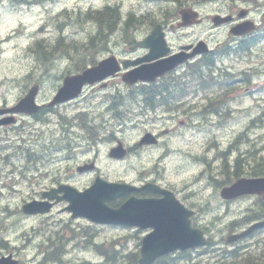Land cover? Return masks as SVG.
Instances as JSON below:
<instances>
[{"label":"rangeland","instance_id":"obj_1","mask_svg":"<svg viewBox=\"0 0 264 264\" xmlns=\"http://www.w3.org/2000/svg\"><path fill=\"white\" fill-rule=\"evenodd\" d=\"M236 1L239 6L252 8L255 19L264 22V0L202 3L188 0V4L207 16L225 13ZM106 5H118L120 15L115 16L116 25L110 33L104 28L100 36L91 38L97 23L85 20L84 12ZM177 10L178 6L172 2L149 0H0V105L14 104L36 81L41 85L37 101L49 98L60 85L62 74L79 65L68 56L76 59L85 51L95 56L100 48L95 43L100 38L107 39V48L123 53L124 38L145 35L153 20L168 25L175 23ZM130 12L135 16L126 23ZM141 15L144 16L141 18ZM104 24L110 25L109 22ZM42 25L44 30L39 31ZM194 39H203L214 49L225 44L236 47L240 43L226 27L213 28L210 21L167 34L172 48ZM142 52L138 50L136 54ZM215 62L231 68L234 76L241 70L250 75L249 82L237 84V88L225 96V116L207 114L203 117L200 109H197L200 116L192 115V111L180 115L179 111L176 119L164 109H158L155 114L148 111L147 115L137 114L140 110L137 104L126 97L118 109L124 113V120H112L105 105L80 104L78 108L64 105L57 109L58 115H41L39 119L16 115L15 125L0 128V181L9 184L3 189L7 197L0 201V217L11 218L5 235L10 245L23 246L25 255L33 257L39 245L46 244L49 238L57 241L60 237L65 251L62 249L63 253L57 255L67 264H102L114 260L121 264L125 256L130 258L137 253L135 230L93 225L84 218H71L63 210V203H58L47 217H29L20 211L23 200L49 187L51 176L56 172L61 182L78 188L87 186L91 176L72 180L69 171L78 163L96 158L98 171L107 180L133 181L140 175L156 177L175 191L179 190L180 195L185 194V200L181 201L199 211L194 222L207 226V234L213 240L207 249L191 253L188 263H212L221 257L225 247L221 237L224 238L230 222L244 217L257 205L255 197L251 196L223 203L209 175L218 180H222L223 175L230 178L233 175L222 172L223 163L226 162L227 170L231 171L235 158L248 157V160L238 161L239 172L243 162L253 161V157L257 162L264 155V38H258L248 52L219 55ZM119 89L122 95L129 93L122 84ZM79 109L87 111V123L105 136L103 143L92 146L85 131L76 125L72 116ZM183 118L187 125L177 127L176 120ZM165 126L174 127L179 134L163 135L158 147L131 152L121 160L109 158L108 149L114 136L125 146H133L142 131L162 130ZM71 141L76 145L69 150ZM219 152L225 153L226 161L218 156ZM42 172L46 174L42 176ZM240 226L243 224L237 228ZM97 243H102L101 247L109 252L112 249L117 252L108 253L106 258L98 253ZM236 246L257 254L264 248V230L227 248ZM186 262L179 260L173 264Z\"/></svg>","mask_w":264,"mask_h":264},{"label":"water","instance_id":"obj_2","mask_svg":"<svg viewBox=\"0 0 264 264\" xmlns=\"http://www.w3.org/2000/svg\"><path fill=\"white\" fill-rule=\"evenodd\" d=\"M181 21L177 24L183 26L194 22L197 12L191 8H184L179 11ZM229 20V16L222 17L215 15L212 18L214 24H219ZM199 21V20H198ZM160 25H156L151 34L148 35L140 44L150 48L148 54L137 59L133 63L139 61H150L166 54L169 48L163 38ZM254 26L250 22L237 24L231 29L233 34H242L252 30ZM42 30V27L40 28ZM205 42L199 41L190 54L184 52L176 53L167 58L157 60L155 62L141 65L123 75V80L132 84L138 80H153L157 76L162 75L165 71L172 69L178 63L187 59L196 53L207 52ZM127 65V63H124ZM119 67L115 57H109L98 63L97 66L85 70L82 74L68 76L64 79V85L58 91L56 97L51 102H60L68 99L75 94L79 87L86 81L103 78L105 75L114 73ZM36 88L32 87L25 97H23L14 107L8 109H0V113L7 111H25L33 112L38 106L34 103V95ZM8 118L1 122H9ZM154 138L147 133L140 141L153 142ZM110 156L120 158L125 154V148L119 142L118 146L112 148L109 152ZM132 186L124 183L107 182L97 177L94 183L79 192L75 188L68 185H59L57 189L43 193L44 197L55 198L56 201L65 199L69 202L66 210L71 213L72 217L83 216L97 222L139 225L141 227H153L148 235L143 239L141 246L140 264H149L157 256L166 253L175 248H187L189 246L205 243L202 232L199 229L190 226L189 216L192 211L185 208L178 200L174 198L171 192H166V196L160 200L148 199H128L119 208H111L107 206L106 201L117 197L120 194L131 191ZM55 192H63L62 196H55ZM251 192H264V178L261 179H243L238 180L231 186L225 187L221 191L224 198H232L239 194ZM50 207L47 202L31 201L23 206L25 213L46 212ZM264 225V222L253 225L246 231L229 235L228 241H233L246 233H249L255 227Z\"/></svg>","mask_w":264,"mask_h":264},{"label":"flooded vegetation","instance_id":"obj_3","mask_svg":"<svg viewBox=\"0 0 264 264\" xmlns=\"http://www.w3.org/2000/svg\"><path fill=\"white\" fill-rule=\"evenodd\" d=\"M235 9H231V13L233 15L232 23H236L238 20L236 16L234 15ZM134 44V43H133ZM131 44H126L128 48ZM83 56V55H82ZM138 55L131 53L127 57H137ZM126 57V56H125ZM88 59L87 57L83 56V62L84 63ZM198 58H194L193 60L186 62L180 66H178L175 70L172 72H169L162 76L160 79H157V81L154 84H160L163 83H169L170 85H164V86H156L155 88H151L149 90L148 97L151 99L150 102L154 103V106L151 107L152 109H170V110H185V109H197L200 108V102H185V93L184 92H178V86L174 85L175 79L171 80L172 78L170 76H174L176 78H182L184 79V69L193 62H197ZM73 61L76 62V59H73ZM79 63V64H82ZM188 71V68H186ZM185 69V70H186ZM181 73V74H179ZM191 73L188 71V75ZM120 75H116L114 77L109 78L104 84L96 86L95 89H101L103 91V96L101 99V103H104L105 101L109 103V106L116 107L120 105L121 102V82L115 79H119ZM114 84V86L111 85ZM152 85V84H145V83H138L134 85L131 88H134L135 90H138L142 88L143 86ZM153 86V85H152ZM129 88V87H127ZM192 95V92L189 93V96ZM145 98V96L143 97ZM191 98H196V96H193ZM190 98V99H191ZM148 106V105H147ZM175 114L170 113L169 116L173 117ZM181 121L184 123L185 121L179 120L178 124L181 123ZM162 134L172 135L173 132L169 128H164L162 131L156 133V137H158V142L156 144L151 145H144L139 146L137 144H134L130 148L131 152L137 153L138 151L150 149L153 147L159 146L160 138ZM113 137V136H111ZM146 181H150L152 183H157L162 188L165 189H173V187L170 186V184H166L161 182L158 178L152 177L149 179V177H145L144 175L138 176L136 179L132 181L133 184L136 186H141ZM4 189L3 186L0 187V192H2ZM176 193L178 196H180V191L177 190ZM137 196H151V197H161V193L159 192H149V191H139L134 193ZM41 217H47V215L41 216ZM10 221V217H0V264H56V255L54 251L53 242L47 241L46 244L42 243L39 245L37 252L34 254L33 257H27L25 255L24 247L23 246H13L10 245L8 236L7 239L5 238V235L7 234L9 228L6 225L7 222ZM15 221H13L14 223ZM15 260L16 262L12 261ZM14 262V263H13Z\"/></svg>","mask_w":264,"mask_h":264},{"label":"trees","instance_id":"obj_4","mask_svg":"<svg viewBox=\"0 0 264 264\" xmlns=\"http://www.w3.org/2000/svg\"><path fill=\"white\" fill-rule=\"evenodd\" d=\"M176 2H178L179 4L182 3L183 1H187V0H174ZM120 15L119 9L117 8V6H104L101 9H88L87 11L84 12V19L85 20H94L97 23V31L95 34H91L90 37H98L100 36V34L103 33V29H107L108 30H113L112 28H114V26L116 25V20H115V16ZM128 18L126 19V22L128 23L134 16L129 14L127 16ZM109 22L110 25H106L104 23ZM108 26V27H107ZM61 38V37H60ZM213 57L210 54L204 55L202 58V66H208L210 64L213 63ZM221 83V82H220ZM201 86L202 87H207L213 84V81L211 79H207V78H202L201 79ZM60 238V237H59ZM58 253L60 254V252L62 251V245H59V247L57 248ZM60 257V255H59ZM256 260H258V258H256ZM252 264H258L255 263V261L251 260ZM234 256L232 258L231 262H221L218 264H236L234 263ZM260 262V261H258ZM259 264H264L263 263H259Z\"/></svg>","mask_w":264,"mask_h":264},{"label":"bare ground","instance_id":"obj_5","mask_svg":"<svg viewBox=\"0 0 264 264\" xmlns=\"http://www.w3.org/2000/svg\"><path fill=\"white\" fill-rule=\"evenodd\" d=\"M76 62L77 63H82L83 62V56H80V57L76 58ZM10 221H11V218H10ZM60 253H63V252L61 251ZM55 255L57 257V254H55Z\"/></svg>","mask_w":264,"mask_h":264}]
</instances>
